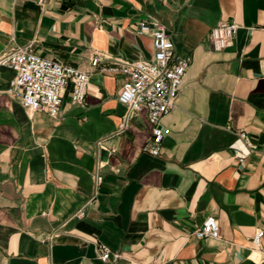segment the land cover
Wrapping results in <instances>:
<instances>
[{
	"label": "crops",
	"instance_id": "crops-1",
	"mask_svg": "<svg viewBox=\"0 0 264 264\" xmlns=\"http://www.w3.org/2000/svg\"><path fill=\"white\" fill-rule=\"evenodd\" d=\"M141 20L191 56L159 155L146 150V109L128 114L112 70L153 57ZM220 21L239 27L214 50ZM30 42L88 71L89 86L78 105L67 84L54 117L22 106L0 64V264H264V0H0V56ZM239 130L254 146L241 161L229 147ZM207 216L219 236L197 239Z\"/></svg>",
	"mask_w": 264,
	"mask_h": 264
},
{
	"label": "built area",
	"instance_id": "built-area-1",
	"mask_svg": "<svg viewBox=\"0 0 264 264\" xmlns=\"http://www.w3.org/2000/svg\"><path fill=\"white\" fill-rule=\"evenodd\" d=\"M238 27L234 21L218 22L208 35L212 48L221 50L231 44ZM137 32L151 36L153 57L150 60H117L112 70L124 75L117 98L127 107L128 114L141 108L146 109L151 129L146 150L152 155H159L162 141L169 133V128L163 126L161 120L178 96L191 63V56H182L175 52L170 33L157 21H139ZM100 61V56H93L90 60L92 69L96 68ZM0 64L14 70L8 91L29 110H43L51 116H57L61 109L63 92L69 83L70 102L78 105L85 102L89 72L37 54L33 50L32 42L12 45L0 56ZM229 147L241 161L251 154L254 146L246 132L239 130ZM94 178L97 185L101 177L96 172ZM79 214L82 215V211H79ZM193 235L197 239L217 238L219 226L216 219L207 216L193 230ZM262 235L263 230H257L252 242L258 245ZM97 248L98 257L107 261L111 254L109 248L103 243H98Z\"/></svg>",
	"mask_w": 264,
	"mask_h": 264
}]
</instances>
